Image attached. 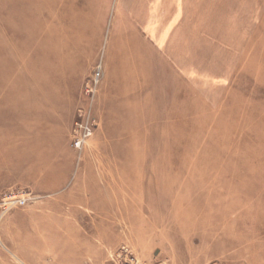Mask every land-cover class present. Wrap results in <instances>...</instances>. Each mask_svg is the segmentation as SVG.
<instances>
[{
  "label": "rangeland",
  "instance_id": "374dc122",
  "mask_svg": "<svg viewBox=\"0 0 264 264\" xmlns=\"http://www.w3.org/2000/svg\"><path fill=\"white\" fill-rule=\"evenodd\" d=\"M77 1L0 0V264L93 256L70 213L81 251L61 261L22 224L49 164L76 167L68 186L109 173L120 190L109 264H264V0H152L126 28L121 0Z\"/></svg>",
  "mask_w": 264,
  "mask_h": 264
},
{
  "label": "crops",
  "instance_id": "0c3cea01",
  "mask_svg": "<svg viewBox=\"0 0 264 264\" xmlns=\"http://www.w3.org/2000/svg\"><path fill=\"white\" fill-rule=\"evenodd\" d=\"M133 68L135 70L136 66ZM63 166L60 164L46 165L44 171L46 174L49 172V175L45 176L46 180L41 182L40 189L37 191L43 198L42 203L38 212L31 213L30 218H27V211H22V224L25 227L28 223L35 224L37 220L39 246H46L52 241L55 259L61 261L64 258L63 251L76 252L77 250L79 253L81 251V247L77 248L78 244H82L81 234L79 229L77 233L74 232L71 222L72 218H76L81 222L80 228L88 230V233L91 230L90 233H92L93 238L90 243H97V247L92 249L94 252L92 258L86 263L80 260L79 262H83L80 264H109L111 262L110 247L113 244L112 242L116 240L114 235H117L121 221L126 220L121 214L120 202H117L120 190L112 192L109 173H107V176L104 174L86 175V179L79 173L71 185L68 186L69 178L73 176L77 169L75 166L68 169ZM93 171L96 170L93 169ZM101 172H110V170L104 168ZM113 194L116 195V202H112ZM112 209H115V211H112ZM68 213H70V221L68 220ZM19 214L16 212L8 218V221L10 222ZM112 229L114 234H112ZM23 233L22 235L25 236V230ZM87 242L88 240H85L83 244ZM23 243L24 246L15 247L14 249L23 258L29 259L28 252L30 250L25 249L24 240ZM37 252H42V255H44L43 253L46 250L39 248ZM66 257V259L69 258L67 254ZM42 258L44 257L42 256Z\"/></svg>",
  "mask_w": 264,
  "mask_h": 264
},
{
  "label": "bare ground",
  "instance_id": "6f19581e",
  "mask_svg": "<svg viewBox=\"0 0 264 264\" xmlns=\"http://www.w3.org/2000/svg\"><path fill=\"white\" fill-rule=\"evenodd\" d=\"M79 1V0H78ZM77 1V2H78ZM152 0H121L122 4V8L125 10L123 12V17L120 16V22H121V26H123V28H126V26H134L137 27V25L141 22H143L144 18L146 17V11H145V15H143L142 13L144 12L145 8H148L149 4L151 3ZM155 1V0H154ZM83 2V1H81ZM132 5V7H131ZM120 7V6H119ZM121 9V8H120ZM157 9H155L156 11ZM119 14V13H118ZM43 15V14H42ZM50 15V14H49ZM147 15H148V11H147ZM145 16V17H144ZM47 18V17H46ZM118 18V17H117ZM115 27V26H114ZM115 30V28H114ZM115 33V31H114ZM122 33V32H121ZM114 36V34H113ZM124 35L121 34L119 35V37L115 38L110 49V51L114 50V54H115V50H117L118 52V56L119 58L117 59H109L107 62L108 65V72L111 69H119L120 65L122 66V56H123V51L124 48L122 47V44L124 43L123 39H125L123 37ZM126 37V36H125ZM123 41V42H122ZM122 43V44H121ZM125 45V44H124ZM125 47V46H124ZM133 47V46H132ZM123 50V51H122ZM111 54V53H110ZM112 56V55H111Z\"/></svg>",
  "mask_w": 264,
  "mask_h": 264
},
{
  "label": "built area",
  "instance_id": "2783aa9c",
  "mask_svg": "<svg viewBox=\"0 0 264 264\" xmlns=\"http://www.w3.org/2000/svg\"><path fill=\"white\" fill-rule=\"evenodd\" d=\"M99 74V73H98ZM91 115L88 114L86 119H83L81 122H78V134L75 140V145L77 147L82 146L84 139L91 135L93 132V127H92V119H91ZM27 200L26 197L17 194V193H11L9 195H7L4 198V202L7 204H14V203H25ZM125 264H142L137 260H128Z\"/></svg>",
  "mask_w": 264,
  "mask_h": 264
}]
</instances>
